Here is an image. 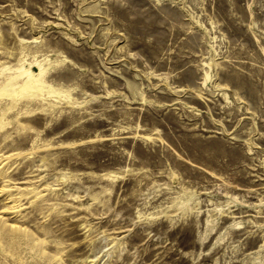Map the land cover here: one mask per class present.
I'll list each match as a JSON object with an SVG mask.
<instances>
[{
  "label": "rangeland",
  "instance_id": "374dc122",
  "mask_svg": "<svg viewBox=\"0 0 264 264\" xmlns=\"http://www.w3.org/2000/svg\"><path fill=\"white\" fill-rule=\"evenodd\" d=\"M0 264H264V0H0Z\"/></svg>",
  "mask_w": 264,
  "mask_h": 264
}]
</instances>
